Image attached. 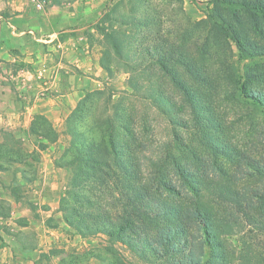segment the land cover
Returning <instances> with one entry per match:
<instances>
[{
	"label": "trees",
	"instance_id": "obj_1",
	"mask_svg": "<svg viewBox=\"0 0 264 264\" xmlns=\"http://www.w3.org/2000/svg\"><path fill=\"white\" fill-rule=\"evenodd\" d=\"M219 2L238 7L232 20L207 13L213 29L236 46L237 60L263 56L264 0ZM111 36L130 72L132 95L155 105L167 122L169 138L152 155L138 154L148 145L147 114L136 113L133 107L126 113L119 111L118 104L106 100L102 90L87 92L85 98L92 94L103 97L94 109V127L100 136L87 141L74 127L69 128L70 139L61 157L67 152L70 156L62 161L60 157L55 164L73 172L68 181L72 179L71 184L80 190L88 177L103 190L112 188L106 191L117 208L111 214L99 197L78 193L75 205L89 209L96 205L98 213L94 217L87 207L71 206L74 218H67V223L81 236L104 231L125 243L140 260L151 256L157 264L241 261L244 254L230 250L223 235L243 223L264 234V162L221 137L214 68L196 63L186 47L157 33L131 54L124 48L132 46L134 36L127 43H117L115 38L121 35L116 32ZM198 50L202 52L203 45ZM149 66L159 71L152 78L143 76ZM254 75L246 72L245 79L236 77L233 83L240 97L264 110V90L247 82ZM165 78L177 96L164 93ZM84 97L73 111H82ZM30 129L36 131L35 121ZM180 130L195 133L200 148L186 142Z\"/></svg>",
	"mask_w": 264,
	"mask_h": 264
},
{
	"label": "crops",
	"instance_id": "obj_2",
	"mask_svg": "<svg viewBox=\"0 0 264 264\" xmlns=\"http://www.w3.org/2000/svg\"><path fill=\"white\" fill-rule=\"evenodd\" d=\"M94 1L0 0V146L10 153L0 162V264H64L67 247L86 242L59 208L68 178L55 164L60 144L30 128L39 116L61 127L80 98L101 87L86 33ZM9 144L33 157L13 158Z\"/></svg>",
	"mask_w": 264,
	"mask_h": 264
},
{
	"label": "rangeland",
	"instance_id": "obj_3",
	"mask_svg": "<svg viewBox=\"0 0 264 264\" xmlns=\"http://www.w3.org/2000/svg\"><path fill=\"white\" fill-rule=\"evenodd\" d=\"M94 2H97V16L91 20L86 33L88 43L99 56L104 80L99 89L91 91H104V98L110 99L109 102H116L119 111L123 110L126 113L129 108L133 107L136 113L145 112L147 114L148 145L138 154L152 155L162 142L168 140L169 129L166 120L158 113L150 100H141L132 95L133 90L128 84L130 72L123 65L122 56L120 57L115 50L114 38H111L112 32L121 35L120 40L115 38L117 43L132 42L134 36L132 46L126 45L124 48V51L130 54L157 33L186 47L196 63L201 62L212 66L215 73L214 84L219 91L215 107L222 121L221 137L231 142L236 149L244 150L264 162V110L240 97L233 83L236 77L245 79L246 72H254L255 75L247 81L248 84L253 82L255 88L264 90V55L239 62L234 43L223 38L218 30L213 29L212 21L207 17V13L214 12L232 20V12L236 13L238 7H228L219 0H95ZM133 19L138 23H134ZM261 41L264 43V40ZM198 45H203L202 52H199ZM157 70L155 66H149L147 73L143 76L152 78L158 74ZM164 81L163 87L161 86L164 93L177 96L172 87L166 83V78ZM101 100L103 97L95 94L89 95L83 100L82 111L72 110L61 127H53L52 123L44 117L39 116L35 119L34 134L44 135L51 141L58 140L60 145L56 148V161L61 157L64 148L68 146L69 128L74 127L80 134V138L84 140L92 141L99 138L100 133L94 127L96 121L94 109ZM179 132L186 142L197 149L200 148L195 133L184 130ZM11 146L13 144L8 145V150L12 151L13 158L17 156L18 160L24 161L33 157L34 153H29L25 146ZM6 156L10 157V153L6 154L1 145L0 162L5 163L7 160L4 157ZM69 156L67 152L60 160H66ZM72 175L73 172L68 170V176L72 177ZM71 180L68 181V178L66 180L59 200V208L63 213L65 223L74 233L78 234L74 227L67 223V218H74L75 212H71L69 207L76 206L75 198L78 193L84 196L99 197V200L102 199L104 203H107L110 213L117 208V205H113V200L109 196L112 188L105 187L103 190L92 177L82 182L81 186L84 190L75 187L74 183L71 184ZM11 182L10 184H13ZM248 182L255 186L253 182ZM13 193L16 194L14 191ZM76 207L81 210L87 206ZM86 210H89L94 217L98 213L96 205L91 209L87 207ZM1 214H5L4 208H1ZM98 230H103V228L98 227ZM123 237L125 240L129 238L126 235ZM81 238L86 242L67 247L66 255L63 256L64 264H157L159 262L151 256L147 260H140L125 243L109 237L104 231L90 236H81ZM223 239L230 250L239 251V254L245 256L241 261H232V264H264V234L256 228L243 223L233 233L223 235Z\"/></svg>",
	"mask_w": 264,
	"mask_h": 264
}]
</instances>
